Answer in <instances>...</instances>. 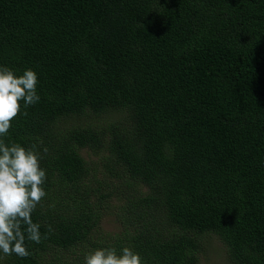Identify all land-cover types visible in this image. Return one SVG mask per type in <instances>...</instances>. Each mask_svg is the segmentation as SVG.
Masks as SVG:
<instances>
[{"label":"trees","instance_id":"1","mask_svg":"<svg viewBox=\"0 0 264 264\" xmlns=\"http://www.w3.org/2000/svg\"><path fill=\"white\" fill-rule=\"evenodd\" d=\"M0 67L38 77L3 139L36 145L52 228L0 264H199L210 237L264 264V0H0Z\"/></svg>","mask_w":264,"mask_h":264},{"label":"clouds","instance_id":"2","mask_svg":"<svg viewBox=\"0 0 264 264\" xmlns=\"http://www.w3.org/2000/svg\"><path fill=\"white\" fill-rule=\"evenodd\" d=\"M37 84V74L31 69L17 76L13 70L0 67V253L3 254L0 259L13 254L19 258L30 257L26 239L40 244L52 232L49 225L42 236L41 225L32 220V213L47 195L43 187L46 171L40 166L36 145L26 149L17 143L6 144L3 139L12 122L21 115V102L24 109L39 102ZM84 264L144 262L132 248L124 247L119 255L115 248L93 250L85 255Z\"/></svg>","mask_w":264,"mask_h":264},{"label":"rangeland","instance_id":"3","mask_svg":"<svg viewBox=\"0 0 264 264\" xmlns=\"http://www.w3.org/2000/svg\"><path fill=\"white\" fill-rule=\"evenodd\" d=\"M82 155L88 160H97L95 156L90 153L88 154L86 151H82ZM113 214H107L101 220L102 231L109 235L118 233L120 228V224ZM205 248L204 255L200 257L199 264H230L224 253L225 248L217 239L211 237L207 239Z\"/></svg>","mask_w":264,"mask_h":264}]
</instances>
